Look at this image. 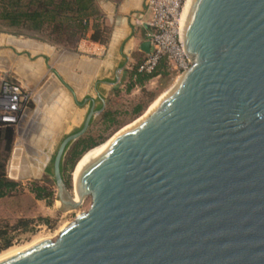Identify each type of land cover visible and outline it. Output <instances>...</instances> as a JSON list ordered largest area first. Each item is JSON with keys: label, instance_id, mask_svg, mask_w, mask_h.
I'll list each match as a JSON object with an SVG mask.
<instances>
[{"label": "water", "instance_id": "water-1", "mask_svg": "<svg viewBox=\"0 0 264 264\" xmlns=\"http://www.w3.org/2000/svg\"><path fill=\"white\" fill-rule=\"evenodd\" d=\"M181 46L188 68L81 167L75 201L60 164L92 103L52 162L58 211L89 207L0 264H264V0H192ZM6 175L33 177L22 148Z\"/></svg>", "mask_w": 264, "mask_h": 264}, {"label": "rangeland", "instance_id": "rangeland-1", "mask_svg": "<svg viewBox=\"0 0 264 264\" xmlns=\"http://www.w3.org/2000/svg\"><path fill=\"white\" fill-rule=\"evenodd\" d=\"M32 40L55 46L48 43L41 36L33 33L16 34L13 30L0 32V78L15 80L13 78L16 77L15 75L20 76L26 81L19 83L30 92L28 108L32 114L27 116L28 119L26 124L29 129L27 131L28 135L30 131L32 132L33 130H40L42 128L40 125H33L32 128L29 127L33 122L40 123L38 120L42 110V107L39 105L40 101L42 100L46 103V100L49 101V99L55 97L52 96L53 92L50 93L46 90L47 86L53 83L49 76H44L42 79H34L32 73H24L22 76L19 75V73H23V68L26 70L28 67L26 64V57H24V50H22L25 49V47L21 46L19 41L24 43ZM12 47L17 49L20 53L16 52L17 50L15 51ZM55 47L61 48L58 46ZM144 57L145 54L141 52L134 54L132 66L125 70L123 76H120L119 83L115 84L114 88L110 90L106 101L100 103L102 109L92 118L85 134L81 136L92 138L98 142V145L86 151L78 159L73 169L66 173L68 181L66 187L69 191L74 192V172L80 160L89 151L106 144V142L118 131L132 124L148 112L151 109L150 107L152 105L154 106V104H156L155 102L173 87L178 77L181 75V73L171 72L165 69V74H161L146 81L143 86L134 85L128 90V73L133 69V66ZM55 95L58 96L57 94ZM139 104L144 106V108L139 115L135 116L132 114V109ZM103 110L116 112V122L110 124L108 128H106L108 124L104 123L101 118ZM77 129L80 128L72 129L71 127H66L61 131L60 135L56 136L53 134L55 137L53 135L51 137L47 136L46 132L44 133L41 129L40 133L37 131V134H35L33 131L30 137L28 136L26 139L25 136L24 138H19L20 136L17 137V141H15L14 138L12 148L14 146H19L23 151H25L24 149L28 150L30 159L34 162L32 165L36 177L15 181L18 183L16 191L13 192L11 196L0 200V221L7 223L10 228L16 227V229L9 230L8 232L10 247L4 249L0 242V261L16 255L42 240L54 239L62 227L71 222L80 211H85L89 207V199H84L78 210L67 212L58 211L57 207L59 203L55 198L56 187L52 177L46 174V168L50 165L61 139ZM32 135L35 137L33 136V138ZM10 155L11 153L6 161V169L8 167ZM35 184L46 187V189L52 193V196L49 199H35L34 194L30 192V189ZM41 218L49 219V223H43L40 221ZM21 220L29 221L25 230L20 226H16Z\"/></svg>", "mask_w": 264, "mask_h": 264}, {"label": "crops", "instance_id": "crops-1", "mask_svg": "<svg viewBox=\"0 0 264 264\" xmlns=\"http://www.w3.org/2000/svg\"><path fill=\"white\" fill-rule=\"evenodd\" d=\"M97 6L103 24L109 30L106 44L90 41L92 32H89L78 43L75 51L37 40L28 41L27 46L23 45L28 67L26 70L23 68V73L19 75L32 73L34 79L49 76L53 83L46 90L55 96L46 100V103L40 101V123L33 122L31 128L40 125L46 127V130L50 128L60 133L66 127L80 128L92 103L97 109L101 103L100 98L106 101L110 90L119 83L120 76L132 66L134 54L147 53L141 48L144 43H148L145 37L149 20L147 0H97ZM16 52L20 53L18 50ZM54 74L58 76L59 82ZM15 76L13 78L20 83L26 81ZM33 133L37 134V131Z\"/></svg>", "mask_w": 264, "mask_h": 264}, {"label": "trees", "instance_id": "trees-1", "mask_svg": "<svg viewBox=\"0 0 264 264\" xmlns=\"http://www.w3.org/2000/svg\"><path fill=\"white\" fill-rule=\"evenodd\" d=\"M13 30L16 34L33 33L44 38L48 43L75 51L78 43L92 32L89 39L92 42L106 44L109 38V30L103 24V17L98 9L97 0H0V32ZM142 61V60H141ZM139 61L128 73L130 90L134 85L143 86L144 83L156 76L165 74V65L161 62L152 74L137 72ZM144 106L136 105L132 109L133 115H139ZM98 105L96 110H101ZM101 118L104 123H115L116 112L102 111ZM79 129L75 130L76 133ZM72 133V134H73ZM14 132L11 129L0 130V199L11 196L16 191L18 183L7 178L6 161L12 151ZM98 145V142L90 137H80L66 146L60 172L66 186L68 185L66 173L73 169L78 159L89 149ZM52 162L46 168V174L52 177ZM54 183V181H53ZM30 192L35 199H49L52 193L46 187L33 185ZM43 223H49V219L41 218ZM28 220L19 221L16 226L27 227ZM10 228L7 223L0 221V242L4 249L10 247L8 238Z\"/></svg>", "mask_w": 264, "mask_h": 264}, {"label": "built area", "instance_id": "built-area-1", "mask_svg": "<svg viewBox=\"0 0 264 264\" xmlns=\"http://www.w3.org/2000/svg\"><path fill=\"white\" fill-rule=\"evenodd\" d=\"M188 0H147L149 20L145 37L149 51L137 67V72L152 74L163 62L171 72L182 73L190 62L181 46L184 12ZM30 92L18 81L0 78V130L11 129L24 138L29 114Z\"/></svg>", "mask_w": 264, "mask_h": 264}, {"label": "bare ground", "instance_id": "bare-ground-1", "mask_svg": "<svg viewBox=\"0 0 264 264\" xmlns=\"http://www.w3.org/2000/svg\"><path fill=\"white\" fill-rule=\"evenodd\" d=\"M191 1L192 0H188V2H187V4H186V8H185V12H184V18H185V15H187V12H188V9H189V6H190V4H191ZM19 44L21 45V46H27L28 45V42L26 41V42H24V43H22V42H20L19 41ZM156 104H154V106L152 107H150L151 109L152 108H154L156 105H157V103H158V101L157 102H155ZM150 109V110H151ZM149 110V111H150ZM148 111V112H149ZM148 112H146V113H148ZM145 113V114H146ZM136 122V121H135ZM134 122V123H135ZM133 124V123H132ZM126 127H128V126H126ZM111 141V139L108 141V142H106V144H104V145H102V146H100V147H97V148H94L93 150H91V151H89L81 160H80V162L78 163V165L76 166V169H75V172H74V184H75V180H76V176H77V174H78V172H79V170L81 169V167L82 166H84L87 162H89L91 159H93L94 157H96L97 155H99L106 147H107V145H108V143ZM17 147H19V146H17ZM25 151H24V154H25V156H26V159H27V161H28V166H29V169H30V172H31V174H32V176L33 177H36L35 176V171H34V169H33V165L32 164H34V162H33V160H31L30 159V156H29V153H28V150L27 149H24ZM73 195H74V199H75V201H77V195L75 194V191L73 192ZM32 247V246H31ZM14 256V255H13ZM6 259V258H5Z\"/></svg>", "mask_w": 264, "mask_h": 264}, {"label": "flooded vegetation", "instance_id": "flooded-vegetation-1", "mask_svg": "<svg viewBox=\"0 0 264 264\" xmlns=\"http://www.w3.org/2000/svg\"><path fill=\"white\" fill-rule=\"evenodd\" d=\"M30 114H32L30 111H29V114H28V116L30 115ZM28 119V118H27ZM27 119H26V123H27ZM29 127H31V126H29ZM44 128H46V127H43L42 128V130H43V132L45 131L46 132V134H47V136H52L53 134H55L56 136H58V135H60V132L59 131H52V129H50L49 128V130H44ZM58 129H60V128H57V130ZM29 129L27 128V126H26V131H25V133H24V136H25V138H28V136L30 137V133H31V131H30V133H29V135H28V133H27V131H28ZM33 131H38L39 133H40V131H41V129L40 130H38V129H36V130H33ZM44 132V133H45ZM36 134V133H35ZM72 134V133H71ZM55 135H53L54 137H55ZM34 135H32V137H33ZM35 137V136H34ZM33 137V138H34ZM66 137V136H65ZM65 137H63L62 139H61V141L65 138ZM61 141L59 142V144L61 143ZM25 145H27V144H25ZM59 146V145H58Z\"/></svg>", "mask_w": 264, "mask_h": 264}]
</instances>
